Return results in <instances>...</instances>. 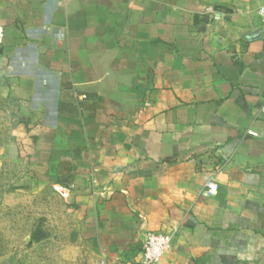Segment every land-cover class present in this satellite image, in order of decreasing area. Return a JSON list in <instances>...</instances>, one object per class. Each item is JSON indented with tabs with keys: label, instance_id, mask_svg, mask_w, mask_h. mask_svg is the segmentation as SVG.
Here are the masks:
<instances>
[{
	"label": "crops",
	"instance_id": "crops-1",
	"mask_svg": "<svg viewBox=\"0 0 264 264\" xmlns=\"http://www.w3.org/2000/svg\"><path fill=\"white\" fill-rule=\"evenodd\" d=\"M263 8L0 0V97L65 189L63 257L138 264L148 231L175 228L158 264H264Z\"/></svg>",
	"mask_w": 264,
	"mask_h": 264
},
{
	"label": "rangeland",
	"instance_id": "rangeland-1",
	"mask_svg": "<svg viewBox=\"0 0 264 264\" xmlns=\"http://www.w3.org/2000/svg\"><path fill=\"white\" fill-rule=\"evenodd\" d=\"M15 120L0 97V264H91V258L63 257V251L79 250L78 243L67 247L65 241V189L33 172L28 156L12 138ZM70 236L76 240L77 234ZM94 246L83 244V254Z\"/></svg>",
	"mask_w": 264,
	"mask_h": 264
},
{
	"label": "built area",
	"instance_id": "built-area-1",
	"mask_svg": "<svg viewBox=\"0 0 264 264\" xmlns=\"http://www.w3.org/2000/svg\"><path fill=\"white\" fill-rule=\"evenodd\" d=\"M262 22L264 24V8L260 11ZM4 40V28L0 25V46ZM264 111V105L262 107ZM62 189L61 187H59ZM206 189L208 193H214L216 186L214 182H207ZM176 229L169 231H148L145 234L142 256L138 264H158L163 254L171 247L173 236Z\"/></svg>",
	"mask_w": 264,
	"mask_h": 264
}]
</instances>
